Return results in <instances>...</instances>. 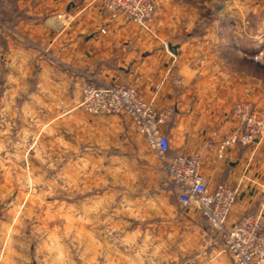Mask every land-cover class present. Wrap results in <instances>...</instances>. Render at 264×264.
Segmentation results:
<instances>
[{
  "label": "rangeland",
  "instance_id": "obj_1",
  "mask_svg": "<svg viewBox=\"0 0 264 264\" xmlns=\"http://www.w3.org/2000/svg\"><path fill=\"white\" fill-rule=\"evenodd\" d=\"M151 1L153 35L204 46L216 73L249 78L254 101L234 104L264 109L261 0ZM90 9L109 19L102 0H52V17ZM10 14L0 0V254H15L10 264H189L180 245V235L192 232L189 221L204 222L223 244L203 218L184 211L126 116L88 115L79 107L82 90L75 96L66 80L31 99L33 78L6 83L1 30L12 24Z\"/></svg>",
  "mask_w": 264,
  "mask_h": 264
},
{
  "label": "crops",
  "instance_id": "obj_2",
  "mask_svg": "<svg viewBox=\"0 0 264 264\" xmlns=\"http://www.w3.org/2000/svg\"><path fill=\"white\" fill-rule=\"evenodd\" d=\"M1 4L2 9L12 10V24H3L1 30L7 84L20 87L33 78L30 99L51 94L52 82L63 80L75 96L88 83L135 88L156 110L171 112L170 122L162 128L169 142L168 158L197 153L209 190L219 183L238 188L228 225L245 215H260L264 220V140L217 154L236 126L231 117L235 101H254L248 77L216 73L215 64L202 56L204 46L162 39L121 18L111 21L95 10L52 17V0H1ZM258 4L264 5V0ZM102 28L105 34L100 33ZM166 44L178 46L177 56ZM184 211L201 217L193 207ZM187 224L193 233L188 237L182 233L180 245L187 246L189 264H216L222 257L233 262L224 245L205 231L204 222ZM12 256L0 254V264L5 258L10 264Z\"/></svg>",
  "mask_w": 264,
  "mask_h": 264
},
{
  "label": "built area",
  "instance_id": "obj_3",
  "mask_svg": "<svg viewBox=\"0 0 264 264\" xmlns=\"http://www.w3.org/2000/svg\"><path fill=\"white\" fill-rule=\"evenodd\" d=\"M109 20L118 18L153 35L155 5L151 0H102ZM105 34V29L100 30ZM79 107L91 116L128 118L130 130L141 135L164 166L169 183L175 189L183 208H195L207 226L224 245L233 264H264V220L260 215H245L228 225L239 190L219 183L209 190L201 174V158L197 153H183L168 158L169 142L162 128L170 122L169 110H156L145 102L138 91L118 84L88 83L82 89ZM236 126L231 135L217 148V154L236 145L252 146L264 140V109L248 101H239L231 109Z\"/></svg>",
  "mask_w": 264,
  "mask_h": 264
},
{
  "label": "water",
  "instance_id": "obj_4",
  "mask_svg": "<svg viewBox=\"0 0 264 264\" xmlns=\"http://www.w3.org/2000/svg\"><path fill=\"white\" fill-rule=\"evenodd\" d=\"M166 48L171 54H173L174 56H177V54H178V46L177 45L166 44Z\"/></svg>",
  "mask_w": 264,
  "mask_h": 264
},
{
  "label": "trees",
  "instance_id": "obj_5",
  "mask_svg": "<svg viewBox=\"0 0 264 264\" xmlns=\"http://www.w3.org/2000/svg\"><path fill=\"white\" fill-rule=\"evenodd\" d=\"M260 68H264V67L261 66Z\"/></svg>",
  "mask_w": 264,
  "mask_h": 264
}]
</instances>
